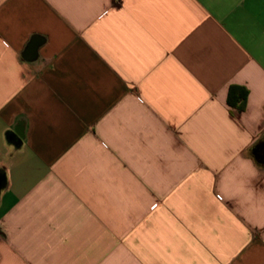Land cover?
Segmentation results:
<instances>
[{
	"label": "crops",
	"instance_id": "0c3cea01",
	"mask_svg": "<svg viewBox=\"0 0 264 264\" xmlns=\"http://www.w3.org/2000/svg\"><path fill=\"white\" fill-rule=\"evenodd\" d=\"M259 142L264 0H0V264H264Z\"/></svg>",
	"mask_w": 264,
	"mask_h": 264
},
{
	"label": "trees",
	"instance_id": "16d2710c",
	"mask_svg": "<svg viewBox=\"0 0 264 264\" xmlns=\"http://www.w3.org/2000/svg\"><path fill=\"white\" fill-rule=\"evenodd\" d=\"M247 97H248V90L245 87L240 85L230 86L228 92V104L231 108L237 109L239 111L244 110L247 104ZM262 146L264 147V143L262 142H259L255 145L254 149L258 152L257 155H259L260 150L263 149Z\"/></svg>",
	"mask_w": 264,
	"mask_h": 264
}]
</instances>
